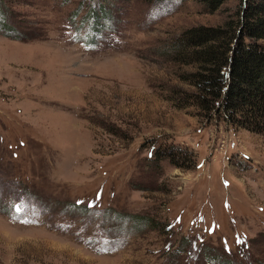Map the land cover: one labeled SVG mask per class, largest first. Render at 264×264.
<instances>
[{
    "label": "rangeland",
    "instance_id": "rangeland-1",
    "mask_svg": "<svg viewBox=\"0 0 264 264\" xmlns=\"http://www.w3.org/2000/svg\"><path fill=\"white\" fill-rule=\"evenodd\" d=\"M241 2L0 0V264H264V134L175 57Z\"/></svg>",
    "mask_w": 264,
    "mask_h": 264
},
{
    "label": "trees",
    "instance_id": "trees-1",
    "mask_svg": "<svg viewBox=\"0 0 264 264\" xmlns=\"http://www.w3.org/2000/svg\"><path fill=\"white\" fill-rule=\"evenodd\" d=\"M227 1L203 3L212 13ZM240 6V18L225 27L186 31L176 43L175 57L196 66L190 74V85L197 89L192 103L205 117L212 120L216 115L233 128L264 134V0H242ZM163 156L189 169L179 153Z\"/></svg>",
    "mask_w": 264,
    "mask_h": 264
}]
</instances>
